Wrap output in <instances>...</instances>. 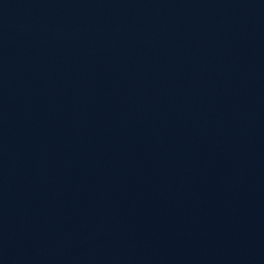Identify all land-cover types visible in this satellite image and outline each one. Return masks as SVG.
<instances>
[{"label":"water","instance_id":"1","mask_svg":"<svg viewBox=\"0 0 264 264\" xmlns=\"http://www.w3.org/2000/svg\"><path fill=\"white\" fill-rule=\"evenodd\" d=\"M0 264H264V0H0Z\"/></svg>","mask_w":264,"mask_h":264}]
</instances>
